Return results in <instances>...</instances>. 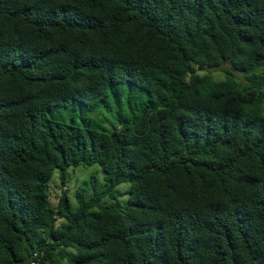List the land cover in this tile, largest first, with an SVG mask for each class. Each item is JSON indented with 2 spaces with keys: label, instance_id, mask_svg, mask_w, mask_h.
<instances>
[{
  "label": "trees",
  "instance_id": "16d2710c",
  "mask_svg": "<svg viewBox=\"0 0 264 264\" xmlns=\"http://www.w3.org/2000/svg\"><path fill=\"white\" fill-rule=\"evenodd\" d=\"M0 264H264V0H0Z\"/></svg>",
  "mask_w": 264,
  "mask_h": 264
},
{
  "label": "rangeland",
  "instance_id": "374dc122",
  "mask_svg": "<svg viewBox=\"0 0 264 264\" xmlns=\"http://www.w3.org/2000/svg\"><path fill=\"white\" fill-rule=\"evenodd\" d=\"M215 79H224L225 75L220 72L213 73ZM97 171V167L93 166L91 168H78L76 171L70 170L71 174L69 175V180L67 186L65 187L62 184L61 179L58 177V172L52 177L49 186H50V196L49 201L52 206L56 207L58 204V199L62 194V191H67L71 198L74 196L75 191L79 188H86L88 194L90 195L93 191L90 188V176L94 175ZM128 188L127 184H122L117 187L116 191L118 192V202L121 206H125L126 201L129 199V194L125 195L126 189ZM110 202V198L107 197L103 200V203Z\"/></svg>",
  "mask_w": 264,
  "mask_h": 264
}]
</instances>
